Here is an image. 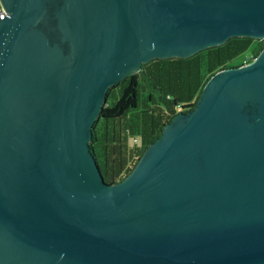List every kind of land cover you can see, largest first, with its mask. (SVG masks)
Here are the masks:
<instances>
[{
    "label": "water",
    "instance_id": "1",
    "mask_svg": "<svg viewBox=\"0 0 264 264\" xmlns=\"http://www.w3.org/2000/svg\"><path fill=\"white\" fill-rule=\"evenodd\" d=\"M0 264H264V47L122 180L90 148L117 81L264 37V0H0Z\"/></svg>",
    "mask_w": 264,
    "mask_h": 264
},
{
    "label": "trees",
    "instance_id": "2",
    "mask_svg": "<svg viewBox=\"0 0 264 264\" xmlns=\"http://www.w3.org/2000/svg\"><path fill=\"white\" fill-rule=\"evenodd\" d=\"M263 47L264 37L232 36L188 57L153 58L111 85L90 140L105 181L114 183L128 175L164 125L195 106L212 74L252 61ZM238 56L244 57L234 64Z\"/></svg>",
    "mask_w": 264,
    "mask_h": 264
},
{
    "label": "built area",
    "instance_id": "3",
    "mask_svg": "<svg viewBox=\"0 0 264 264\" xmlns=\"http://www.w3.org/2000/svg\"><path fill=\"white\" fill-rule=\"evenodd\" d=\"M4 12H5V10H4V8H3L1 2H0V17H1V18L4 17ZM134 141H135V142H138V138H134Z\"/></svg>",
    "mask_w": 264,
    "mask_h": 264
},
{
    "label": "rangeland",
    "instance_id": "4",
    "mask_svg": "<svg viewBox=\"0 0 264 264\" xmlns=\"http://www.w3.org/2000/svg\"><path fill=\"white\" fill-rule=\"evenodd\" d=\"M249 53V52H248ZM249 56V54L245 55V58H247ZM244 56H238L235 60H234V64H237L239 61H241L243 59Z\"/></svg>",
    "mask_w": 264,
    "mask_h": 264
}]
</instances>
